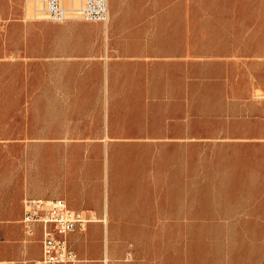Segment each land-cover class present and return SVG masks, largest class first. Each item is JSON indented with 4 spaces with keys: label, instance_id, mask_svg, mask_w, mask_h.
<instances>
[{
    "label": "rangeland",
    "instance_id": "1",
    "mask_svg": "<svg viewBox=\"0 0 264 264\" xmlns=\"http://www.w3.org/2000/svg\"><path fill=\"white\" fill-rule=\"evenodd\" d=\"M165 2L184 58L142 73V86L127 73L121 87L97 88L114 135L83 141L97 148L80 154L117 218L110 264H262L264 0H149L152 16ZM40 8L0 0L2 242V225L22 241L21 203L42 198L20 195L24 182L52 191V21ZM182 130L179 141L163 135Z\"/></svg>",
    "mask_w": 264,
    "mask_h": 264
},
{
    "label": "crops",
    "instance_id": "2",
    "mask_svg": "<svg viewBox=\"0 0 264 264\" xmlns=\"http://www.w3.org/2000/svg\"><path fill=\"white\" fill-rule=\"evenodd\" d=\"M148 4L149 0H107L105 23L73 18L52 22V178L49 179L52 191L34 190L32 184L40 180L34 182L33 178L24 182L20 195L62 198L70 208L85 215L107 218L88 222L84 229L68 234L77 264H110L111 246L106 235L117 219L111 212L105 189L97 182L96 168L81 162L82 152L97 148L96 144L83 141L114 135L110 126L115 124H111L108 116L107 101L96 94V89L121 87L122 75L127 73L132 74V82H137L131 86H142L138 83L142 81V73L160 70L159 66L170 63V57L174 63L185 56L183 46L178 47L169 38L168 3L165 2L164 8L160 5V16H152ZM153 21L160 24L155 32ZM163 135L179 141L184 132L167 131ZM102 146L107 151L110 144L105 142ZM87 174L92 175L91 181L86 179ZM22 209L21 203V215ZM1 230L7 239L0 241V261L29 264L40 257L39 238L34 257L28 254L27 244L10 233L9 225H2ZM165 230L168 228L162 231Z\"/></svg>",
    "mask_w": 264,
    "mask_h": 264
},
{
    "label": "built area",
    "instance_id": "3",
    "mask_svg": "<svg viewBox=\"0 0 264 264\" xmlns=\"http://www.w3.org/2000/svg\"><path fill=\"white\" fill-rule=\"evenodd\" d=\"M37 1L44 17L56 23L71 18L105 23L108 18L107 0H80L79 5L71 9L65 6V0ZM94 220V215L70 208L62 198H25L20 219L22 242L27 244L38 234L41 249L40 257L29 264H77L76 255L68 243V234L84 229ZM0 264L28 263L0 261Z\"/></svg>",
    "mask_w": 264,
    "mask_h": 264
},
{
    "label": "bare ground",
    "instance_id": "4",
    "mask_svg": "<svg viewBox=\"0 0 264 264\" xmlns=\"http://www.w3.org/2000/svg\"><path fill=\"white\" fill-rule=\"evenodd\" d=\"M72 0H70V2H71Z\"/></svg>",
    "mask_w": 264,
    "mask_h": 264
}]
</instances>
